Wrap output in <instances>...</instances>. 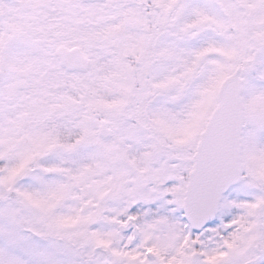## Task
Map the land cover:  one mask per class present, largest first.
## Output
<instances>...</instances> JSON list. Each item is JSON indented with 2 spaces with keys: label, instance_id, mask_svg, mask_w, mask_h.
Returning <instances> with one entry per match:
<instances>
[{
  "label": "snow or ice",
  "instance_id": "1",
  "mask_svg": "<svg viewBox=\"0 0 264 264\" xmlns=\"http://www.w3.org/2000/svg\"><path fill=\"white\" fill-rule=\"evenodd\" d=\"M0 264H264V0H0Z\"/></svg>",
  "mask_w": 264,
  "mask_h": 264
}]
</instances>
